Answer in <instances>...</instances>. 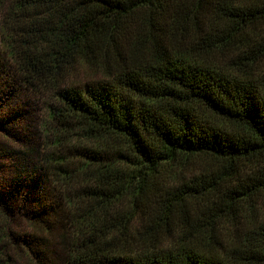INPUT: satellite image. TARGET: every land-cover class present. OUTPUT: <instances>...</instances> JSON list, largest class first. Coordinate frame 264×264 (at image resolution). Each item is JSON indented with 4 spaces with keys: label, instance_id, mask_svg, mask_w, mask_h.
<instances>
[{
    "label": "trees",
    "instance_id": "16d2710c",
    "mask_svg": "<svg viewBox=\"0 0 264 264\" xmlns=\"http://www.w3.org/2000/svg\"><path fill=\"white\" fill-rule=\"evenodd\" d=\"M0 174V264H264V0H0Z\"/></svg>",
    "mask_w": 264,
    "mask_h": 264
},
{
    "label": "rangeland",
    "instance_id": "374dc122",
    "mask_svg": "<svg viewBox=\"0 0 264 264\" xmlns=\"http://www.w3.org/2000/svg\"><path fill=\"white\" fill-rule=\"evenodd\" d=\"M99 74L93 70L92 68H88L86 66H80L77 69H75L69 76H68V82L74 83L77 85L83 84L88 81H93L96 79H99ZM21 97V103L11 105L10 108H17L18 112H20V118H25V121H22V126L26 125V129L30 130V128L33 127V125L36 123V119L40 116L41 110H42V102L39 97H31V98H24V95H18ZM24 130V134L28 133L32 137L34 134L33 131H26ZM30 136V137H31ZM35 137V136H34ZM36 138V137H35ZM32 139H30L31 141ZM18 148L17 145H14V149ZM8 173H6L7 176ZM2 181V176L0 174V182ZM13 264H30L29 257L27 255H21L18 259L13 261Z\"/></svg>",
    "mask_w": 264,
    "mask_h": 264
}]
</instances>
